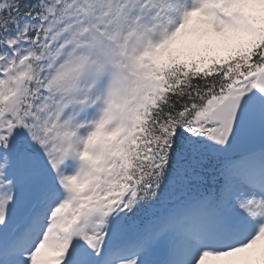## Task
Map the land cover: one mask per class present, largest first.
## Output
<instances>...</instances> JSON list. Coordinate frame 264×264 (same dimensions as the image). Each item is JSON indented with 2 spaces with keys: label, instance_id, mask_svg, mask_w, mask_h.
<instances>
[{
  "label": "snow or ice",
  "instance_id": "6c2138e0",
  "mask_svg": "<svg viewBox=\"0 0 264 264\" xmlns=\"http://www.w3.org/2000/svg\"><path fill=\"white\" fill-rule=\"evenodd\" d=\"M0 264H264V0H0Z\"/></svg>",
  "mask_w": 264,
  "mask_h": 264
}]
</instances>
